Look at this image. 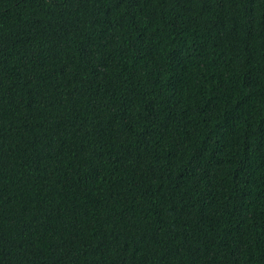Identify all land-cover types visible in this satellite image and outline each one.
I'll use <instances>...</instances> for the list:
<instances>
[{
	"label": "trees",
	"instance_id": "trees-1",
	"mask_svg": "<svg viewBox=\"0 0 264 264\" xmlns=\"http://www.w3.org/2000/svg\"><path fill=\"white\" fill-rule=\"evenodd\" d=\"M0 264H264V0H0Z\"/></svg>",
	"mask_w": 264,
	"mask_h": 264
}]
</instances>
